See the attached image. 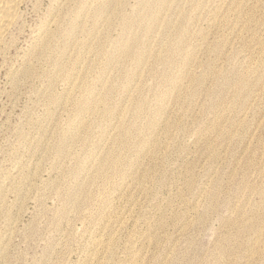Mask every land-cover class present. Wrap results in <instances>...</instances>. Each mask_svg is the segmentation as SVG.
Wrapping results in <instances>:
<instances>
[{
	"label": "rangeland",
	"instance_id": "rangeland-1",
	"mask_svg": "<svg viewBox=\"0 0 264 264\" xmlns=\"http://www.w3.org/2000/svg\"><path fill=\"white\" fill-rule=\"evenodd\" d=\"M103 1L27 0L0 47V264H264V0H127L88 20ZM70 24L107 51L85 62L119 66L69 86L59 66L85 71L86 40Z\"/></svg>",
	"mask_w": 264,
	"mask_h": 264
},
{
	"label": "bare ground",
	"instance_id": "bare-ground-1",
	"mask_svg": "<svg viewBox=\"0 0 264 264\" xmlns=\"http://www.w3.org/2000/svg\"><path fill=\"white\" fill-rule=\"evenodd\" d=\"M26 1L27 0H0V47L6 45V38H7L8 34L17 25V23H19L18 21L20 19L21 7ZM126 1L127 0H104L99 5L100 9H96V11L93 13L92 16H90V18L88 20H96L98 22V24L103 21L105 23V25L106 24L110 25L114 20L119 18L120 14L122 13V8L121 7L125 4ZM171 1L172 0H170V3L172 4ZM141 5H142L141 9L145 8L146 6L147 7H155L156 10L161 9V12L162 11L168 12L169 8H170L167 0H161V3H157V5L152 3V2H149L148 4L146 2V5L145 4H141ZM162 5H164V6L167 5V7H165V8L159 7V6H162ZM86 11L87 10L85 8H83V11L81 13H79L78 17L80 18L82 16H85ZM140 14L141 13H139L138 15H140ZM151 15L152 16H157L154 13V9H151ZM148 16H149V14H148ZM141 21H143V18L141 19ZM137 24H139V23H137ZM67 25L64 28L65 29L66 38H68V39L70 38V39L75 40L79 35H81V34L84 35V31L74 30V27H73L72 24H70L68 27H67ZM136 25L130 24L128 28L131 29V28H133ZM153 33L148 37V40L150 38H152ZM54 38H55V35H53L52 33H49L47 38L43 41V43L41 45V48H40V50H39L37 55L42 56V55L46 54L44 52L45 48H46V51L52 49V45L51 44H52V41H53ZM89 38L90 37H86L85 36L86 40L84 42L82 41L81 43L78 44L79 52L80 51L82 52L80 62H82L84 64L83 68L85 69V71L78 72L77 74L71 73L69 75L68 70H66L63 66H59L60 70L63 73L62 77L67 79L70 82L69 86H71V84L87 85V84L90 83L92 75L95 74L96 72H98L99 74L103 75V74L106 73V71L108 69H110V68L116 69L119 66V64H120V63L114 62L113 61V57L109 56V55H108V58H107V62H100V63H95V61L94 62H85L84 61L83 52L86 51V50L94 53V55L96 57H98L100 55H107V51L105 49L98 50L99 43L101 42L102 39H99L98 41H95V40L91 41V40H88ZM128 41L129 40H125L124 39L122 42L119 43V46H118L117 43H115L116 48L118 49V51L122 55L124 53H127V54L130 53V50L128 49L130 47L127 46ZM132 45L133 46H139L140 45V41L133 40ZM68 50H69V48H68ZM68 50H67V52H68ZM148 50L150 51V47L147 46V52H149ZM67 52H65L63 50L61 52L62 57H65ZM138 58H139V55H138ZM139 61H141V63H139V64H147L148 63L147 54L145 56H142V54H141ZM34 73H35V71L31 70V72L28 73V74L29 75H33ZM113 116H114V114L111 115V116H105L104 120L106 122L117 121L119 123H120L121 120H122V123L125 120V117H123V116L121 118L120 117H113ZM150 125H151V128H153L155 126L154 123H151ZM64 127L65 128H63L60 131V133H56V136H55V138L59 139V142L56 145L57 146V150L59 152L62 151L63 149H65V148H69L70 145H71L70 143L73 142L77 138L75 135L69 133L70 129H71V125H69V123H68V125L67 124L64 125ZM87 129H88L87 126H83V132H85ZM108 129H109V127H103L101 133L105 135L106 131ZM121 132L122 131L120 130L118 135H117V137L120 135ZM91 138L92 137L89 136V139H91ZM100 138H102V136H100ZM116 139L117 138L114 139V143H115ZM107 143L108 142H106L105 145H109ZM110 146H111V143H110ZM113 149L114 148L111 147V150L108 152V154L109 153L111 154V156H110L111 157V163L113 165V167H111L112 170L115 167L116 160H117L118 153H119V152L117 153ZM140 150L141 151H145V152H150L151 151V146H150L149 141H147L141 147ZM119 156L121 158L123 156V159H124L127 155L123 151H121V154ZM105 157L100 162H98L96 164V168L99 165L104 164L103 162L105 161ZM98 172H99V174H100V176L102 178L108 177V173L106 172L105 167H103V166L99 167ZM110 249H111V247H108V250H110Z\"/></svg>",
	"mask_w": 264,
	"mask_h": 264
}]
</instances>
